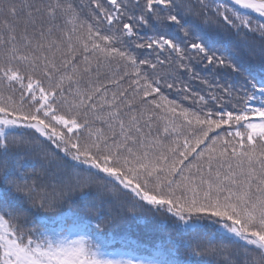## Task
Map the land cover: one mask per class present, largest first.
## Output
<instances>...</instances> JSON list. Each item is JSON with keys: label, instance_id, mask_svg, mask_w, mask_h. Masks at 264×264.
I'll use <instances>...</instances> for the list:
<instances>
[{"label": "snow or ice", "instance_id": "obj_1", "mask_svg": "<svg viewBox=\"0 0 264 264\" xmlns=\"http://www.w3.org/2000/svg\"><path fill=\"white\" fill-rule=\"evenodd\" d=\"M234 4L264 17V0ZM88 6L90 15L77 0H0V264H194L167 259L164 244L144 260L113 259L120 253L105 250L102 217L93 229L89 217L45 215L94 188L116 194L129 212L172 219L169 253L206 246L227 254L224 241L234 237L246 249L235 264H264V56L256 72L218 55L197 35L186 0ZM199 14L252 31L228 7L201 0ZM199 65L243 82L213 87L203 78L220 95L181 107L165 89L188 93L178 80ZM31 152L39 171L21 162ZM49 219L59 224L50 228Z\"/></svg>", "mask_w": 264, "mask_h": 264}, {"label": "trees", "instance_id": "obj_2", "mask_svg": "<svg viewBox=\"0 0 264 264\" xmlns=\"http://www.w3.org/2000/svg\"><path fill=\"white\" fill-rule=\"evenodd\" d=\"M106 2V0H105ZM211 7L222 6L228 7L236 12L246 16L251 20L252 31L244 29L240 34H237L235 29L223 24H217V17L214 14L205 16L199 14L201 12V0H186V3L195 6L194 15L191 17L192 22L197 25V35L203 36L211 41L218 55L229 57L238 62L243 68L250 71H261L260 60L264 56V29L260 28L264 24V20L243 11L235 6L230 0H205ZM77 3L84 7L87 14H91V9L88 6V0H77ZM246 33V34H245ZM151 35V33H148ZM178 42L183 38V34L176 32ZM167 56V53L164 54ZM175 55V54H173ZM203 65L195 68V76L191 73H185L178 80V84L186 85L189 89L188 93H184L179 87L173 89H165V94L170 100H175L181 107L195 110L196 98L203 95L208 97L210 92L213 95H220L219 91H212L209 84L213 87L215 84L223 87L227 84H233L237 88L242 84V78L231 73L229 69H220L212 73L203 71ZM119 69L113 66L111 71H108V78H112L118 73ZM203 78H207L209 84L202 82ZM107 83V80L104 81ZM128 81L123 83L127 87ZM112 86L109 85V93L111 96ZM187 95L189 98L184 99ZM234 103V101H233ZM231 107V104H229ZM99 126V125H97ZM25 139L28 138V130H23ZM21 162L25 164V169L28 172L32 171L31 163L36 162L37 171H39L38 154L35 152L28 153L21 157ZM53 171H57L56 165H52ZM31 182V181H29ZM36 210L33 209V212ZM58 213H65V220L70 223L71 217L76 214L90 218V224L95 229L97 219L102 217V232L103 243L105 250L108 252H119L120 254L112 256L113 259H147L155 246L165 245V256L170 260L184 261L190 259L194 264H218L219 261L230 258L235 264V261H243L245 259L246 249L243 246V241H236L234 237L225 239L224 247L227 249V254L220 251L213 253L211 249L202 246L199 249L184 250L181 249L177 253H169L167 251V238L169 235H175L174 221L163 214L137 210L129 212L128 207L122 199H118L117 195L108 192L106 189H101L99 193L93 189L92 196L85 199L80 195L79 191L74 192L67 200L53 211L46 213L50 218H55ZM48 227H56L59 220L49 219ZM80 235H85L86 238L92 239L95 242V237L91 232L76 230ZM70 239H75L76 235L68 234ZM220 235V234H218ZM188 251H193L195 254L188 256Z\"/></svg>", "mask_w": 264, "mask_h": 264}, {"label": "rangeland", "instance_id": "obj_3", "mask_svg": "<svg viewBox=\"0 0 264 264\" xmlns=\"http://www.w3.org/2000/svg\"><path fill=\"white\" fill-rule=\"evenodd\" d=\"M230 1L234 4V0H230ZM234 5H235V4H234ZM235 6L239 7L238 5H235ZM242 10H244V11H246V12L253 13V14L257 15L258 17H260L259 14L254 13V12H252L251 10H245V9H242ZM260 18L264 19V17H260Z\"/></svg>", "mask_w": 264, "mask_h": 264}]
</instances>
